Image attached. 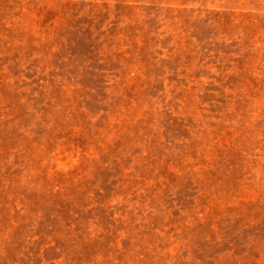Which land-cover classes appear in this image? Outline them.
Masks as SVG:
<instances>
[{
  "label": "rangeland",
  "instance_id": "rangeland-1",
  "mask_svg": "<svg viewBox=\"0 0 264 264\" xmlns=\"http://www.w3.org/2000/svg\"><path fill=\"white\" fill-rule=\"evenodd\" d=\"M0 264H264V0H0Z\"/></svg>",
  "mask_w": 264,
  "mask_h": 264
}]
</instances>
